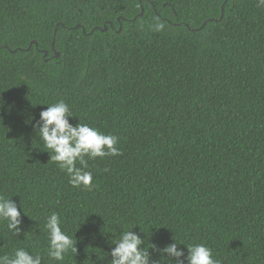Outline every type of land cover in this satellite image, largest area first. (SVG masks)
I'll return each instance as SVG.
<instances>
[{"label": "trees", "instance_id": "16d2710c", "mask_svg": "<svg viewBox=\"0 0 264 264\" xmlns=\"http://www.w3.org/2000/svg\"><path fill=\"white\" fill-rule=\"evenodd\" d=\"M59 100L71 123L119 138L120 155L85 157L92 190L73 187L36 134ZM0 195L23 220L18 236L0 221V255L110 264L111 239L134 226L149 247L175 236L222 264H264V7L0 0ZM53 212L77 241L63 262L48 255Z\"/></svg>", "mask_w": 264, "mask_h": 264}, {"label": "clouds", "instance_id": "9594fccd", "mask_svg": "<svg viewBox=\"0 0 264 264\" xmlns=\"http://www.w3.org/2000/svg\"><path fill=\"white\" fill-rule=\"evenodd\" d=\"M257 6L264 7V0H257ZM149 27L159 32L165 24L155 18V23ZM46 105L48 107L41 110L40 119L35 124L44 150L50 153V160L66 172L73 187L92 190L93 174L84 170L88 167L85 157L95 159L120 155L121 150L117 147L119 138L85 123H71L70 118L75 116L64 100ZM0 221H6L8 230L17 236L23 231L20 227L23 223L20 208L14 200L3 195H0ZM61 224L60 215L53 212L46 218L45 228L48 255L55 261L63 262L69 253L77 252V241L62 229ZM133 228L111 239V244L115 246L110 251V264H222L207 244H185L174 236L173 242L162 248L154 243H150L149 247L148 238L133 231ZM180 244L187 246V255ZM149 249L158 251L160 258L153 259ZM0 264H42V257L39 253L33 254L24 247H18L12 256L0 255Z\"/></svg>", "mask_w": 264, "mask_h": 264}, {"label": "water", "instance_id": "95a60500", "mask_svg": "<svg viewBox=\"0 0 264 264\" xmlns=\"http://www.w3.org/2000/svg\"><path fill=\"white\" fill-rule=\"evenodd\" d=\"M143 11H144V8L142 7V12H143ZM223 14H224V4H223V6H222V14H221V18L223 17ZM121 28H122V27H120L119 31L121 30ZM105 29H107V25H105L104 30H105ZM33 43H35L36 46H37V42H36V41H33V42L30 44L29 48L32 46ZM52 46H54V43H53ZM29 48H28V49H29ZM9 50H10V51H13V52H16L18 49H16V50H11V49L9 48ZM22 50H23V49H22ZM47 54H48V52L45 51V54H44V55L46 56ZM58 55H59V53H56V56H58Z\"/></svg>", "mask_w": 264, "mask_h": 264}]
</instances>
